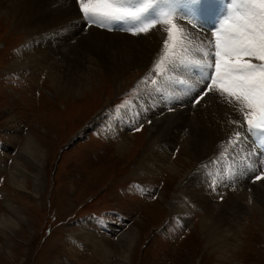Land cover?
<instances>
[{
    "label": "rangeland",
    "instance_id": "374dc122",
    "mask_svg": "<svg viewBox=\"0 0 264 264\" xmlns=\"http://www.w3.org/2000/svg\"><path fill=\"white\" fill-rule=\"evenodd\" d=\"M231 7V0H199L191 16L178 0L174 22L186 29L187 41L191 35L198 39L195 46H172L170 25L164 24L156 56L142 69H131L119 91L99 71L76 92L63 79L54 82L49 67H22L29 34L0 17V264H264V213L258 208L240 211L236 240L227 243L204 228L200 206L181 197L185 174L138 171L153 151L147 129L165 115L135 112L132 120H115L129 109L120 107L125 101L136 105L142 88H150L160 104L155 64L176 48V56L201 60L202 51H208L203 45L214 41ZM175 71L174 97H188L193 93L188 86H197L213 69L201 60ZM210 94L212 102L220 99ZM122 123L135 141L120 152ZM76 134L78 139L65 147ZM246 134L250 152L259 158V166L248 168L264 170V140L256 132ZM182 146H170L174 162L196 169L194 160L186 162Z\"/></svg>",
    "mask_w": 264,
    "mask_h": 264
},
{
    "label": "bare ground",
    "instance_id": "6f19581e",
    "mask_svg": "<svg viewBox=\"0 0 264 264\" xmlns=\"http://www.w3.org/2000/svg\"><path fill=\"white\" fill-rule=\"evenodd\" d=\"M3 16L13 25L20 24L29 34L22 67H49L54 82L63 79L76 92L82 90L80 84L85 86V81L92 83L96 71L103 73L116 90H121L127 73L149 64L156 56L162 36L166 35L164 24H158L156 30L145 35H133L117 29L109 32L98 26L85 27L76 0H0V17ZM185 32L186 29L181 26L171 45L181 47L189 42L195 46L198 39L191 35L187 41ZM176 50L175 54L169 51L164 56L168 75L158 77V92L163 96L161 103L156 104L150 88L141 87L139 100L133 102L136 105L132 104L115 120H123V123L127 119L132 120L135 112L151 117L165 115L161 120L152 122L147 129L153 151L144 156L138 171L160 173L170 170L171 174H185L182 176H185L186 186L181 197L203 210L204 228H212V233L219 239L232 242L240 230L238 216L244 207H256L264 213L263 182H254V176L259 171L248 168L259 166V158L250 152L246 142L235 153L232 152L228 139L236 125L230 122L239 119L233 108L222 106L220 99L212 102L211 94L198 105L193 103V98L203 90L201 83L188 97H174L176 71L171 70L168 60L180 54L179 49ZM253 62L259 63L256 60ZM184 129L187 131L182 134ZM118 131V150L123 152L134 145L132 142L135 140L126 123ZM178 144H183L186 162L194 160L196 169L188 171V165L183 169L174 162L171 147ZM224 148L229 149L226 161L219 157ZM213 180L216 181L215 187L210 186Z\"/></svg>",
    "mask_w": 264,
    "mask_h": 264
},
{
    "label": "snow or ice",
    "instance_id": "6c2138e0",
    "mask_svg": "<svg viewBox=\"0 0 264 264\" xmlns=\"http://www.w3.org/2000/svg\"><path fill=\"white\" fill-rule=\"evenodd\" d=\"M178 0H77L85 27L117 28L132 32L133 35L147 34L158 23L168 24V39H174L180 31L174 22ZM189 9L185 15L194 16L199 9V0H182ZM229 16L214 33V41L202 51L203 65L213 71L200 82L203 90L193 98L199 104L210 93H215L226 104L239 113V119L230 123L236 125L228 144L232 152L247 139L246 133L256 132L264 140V0H231ZM183 44V40H181ZM165 49L168 40L164 41ZM202 50V49H201ZM201 60H190L187 56H174L168 63L175 71L177 66L199 64ZM253 60L259 61L254 63ZM165 57L155 64L157 75L164 77ZM151 72L143 78H151ZM153 85L156 79H151ZM195 85L188 90L194 91ZM132 101H125L120 107H131ZM241 120L246 122L241 123ZM150 123V121H149ZM142 127V126H141ZM243 129V131H242ZM139 131L140 128H136ZM229 149L219 152L221 160H227ZM264 163V162H262ZM264 181V170L254 176ZM211 187L216 186L213 180ZM223 199V197H221Z\"/></svg>",
    "mask_w": 264,
    "mask_h": 264
},
{
    "label": "water",
    "instance_id": "95a60500",
    "mask_svg": "<svg viewBox=\"0 0 264 264\" xmlns=\"http://www.w3.org/2000/svg\"><path fill=\"white\" fill-rule=\"evenodd\" d=\"M78 134H76L74 137H72L71 140L68 141V143L66 144L65 147L71 146L78 139V137H77Z\"/></svg>",
    "mask_w": 264,
    "mask_h": 264
}]
</instances>
